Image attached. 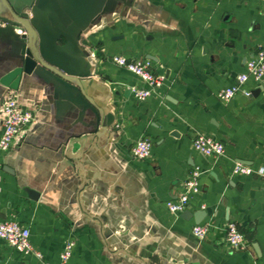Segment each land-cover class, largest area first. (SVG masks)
Returning a JSON list of instances; mask_svg holds the SVG:
<instances>
[{
  "label": "crops",
  "instance_id": "obj_1",
  "mask_svg": "<svg viewBox=\"0 0 264 264\" xmlns=\"http://www.w3.org/2000/svg\"><path fill=\"white\" fill-rule=\"evenodd\" d=\"M35 1L21 8L31 32L16 10L25 0H0V134L7 91L33 113L0 152V220L27 227L42 261L0 239V264H58L68 240L67 264H264V178L233 172L235 163L264 167V78L242 85L249 96H218L264 49L259 0ZM25 48L40 63L6 87ZM115 55L148 60L162 84L136 100L131 86L146 83ZM196 132L223 141L224 154L197 152ZM144 136L151 153L137 159L130 147ZM195 166L186 219L167 201ZM230 220L245 249L226 244ZM203 223L199 239L192 227Z\"/></svg>",
  "mask_w": 264,
  "mask_h": 264
},
{
  "label": "built area",
  "instance_id": "obj_2",
  "mask_svg": "<svg viewBox=\"0 0 264 264\" xmlns=\"http://www.w3.org/2000/svg\"><path fill=\"white\" fill-rule=\"evenodd\" d=\"M264 6V0H259ZM32 17V15H30ZM25 31H23L24 33ZM112 61L127 69L146 83L145 87L131 86V92L138 101L146 100L152 93V89L162 84L163 76L149 70L148 60H131L121 55L112 57ZM250 78L261 80L264 78V49L246 61L245 70L237 75L236 84L227 86L218 92L219 98L226 102L235 94L242 92L245 96L250 95L249 90L242 88ZM2 131L0 134V152L7 151L16 141L24 126L33 120V113L28 109H22L18 103L16 93L7 91L1 106ZM193 148L205 157H220L224 154L223 141L216 140L204 133L196 132L192 138ZM152 141L148 137H140L131 144L130 152L137 159H146L150 156ZM233 172L237 174L255 173L264 178V167L253 169L251 166L235 163ZM202 170L199 166L193 167L186 176L183 189L179 195L167 201L169 211L178 215L187 206L190 197L199 191V180ZM210 229L209 223L195 224L192 233L199 239H203ZM224 239L229 248L233 250L247 247L245 237L239 231L234 221H228L225 225ZM0 239H3L11 247L25 255H30L42 261L41 252L30 241V231L27 227L14 220H0ZM74 242L68 240L59 254L58 264H67L73 252ZM43 264H51L43 261Z\"/></svg>",
  "mask_w": 264,
  "mask_h": 264
},
{
  "label": "water",
  "instance_id": "obj_3",
  "mask_svg": "<svg viewBox=\"0 0 264 264\" xmlns=\"http://www.w3.org/2000/svg\"><path fill=\"white\" fill-rule=\"evenodd\" d=\"M41 0H36L35 3L38 4ZM33 0H25V2L16 10L20 12L21 17L23 18V22L29 27V30L32 32L34 27V19L30 17V14L21 12V8L33 5ZM22 37H27V35L23 34ZM23 65L21 64L19 67H16L11 71L3 80L2 83L9 88L16 89L17 83H19L20 79L25 75L30 73L38 63H40L39 58L36 54H32L30 50H26V48L22 51V61ZM12 79L13 83H9ZM28 193L31 198L36 199L38 193L28 189ZM189 208H186L182 211V217L186 218L190 216ZM203 215V211L199 213H194L193 216L195 217V222L198 223L200 221L201 216Z\"/></svg>",
  "mask_w": 264,
  "mask_h": 264
}]
</instances>
